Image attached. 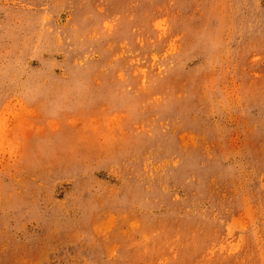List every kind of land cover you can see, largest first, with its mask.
I'll use <instances>...</instances> for the list:
<instances>
[{
    "label": "rangeland",
    "instance_id": "obj_1",
    "mask_svg": "<svg viewBox=\"0 0 264 264\" xmlns=\"http://www.w3.org/2000/svg\"><path fill=\"white\" fill-rule=\"evenodd\" d=\"M0 264H264V0H0Z\"/></svg>",
    "mask_w": 264,
    "mask_h": 264
}]
</instances>
